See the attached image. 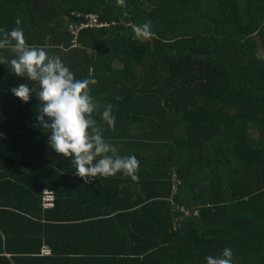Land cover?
<instances>
[{"label":"trees","instance_id":"trees-1","mask_svg":"<svg viewBox=\"0 0 264 264\" xmlns=\"http://www.w3.org/2000/svg\"><path fill=\"white\" fill-rule=\"evenodd\" d=\"M14 28L96 80L93 118L139 161V208L93 220L102 256L91 264H206L224 248L233 264H264V0H0V39ZM13 46L0 48L1 83L16 76ZM15 98L0 108V264H72L51 257L62 249L36 215L46 189L36 160L58 153L37 113L16 110L39 104L35 94Z\"/></svg>","mask_w":264,"mask_h":264},{"label":"clouds","instance_id":"clouds-1","mask_svg":"<svg viewBox=\"0 0 264 264\" xmlns=\"http://www.w3.org/2000/svg\"><path fill=\"white\" fill-rule=\"evenodd\" d=\"M118 3H123V0H118ZM143 30L146 36L149 35V25H143ZM9 43H13L15 52V58L9 61L11 73L38 85V91L23 83L10 91L21 102H28L33 93L38 98L34 126L47 130L48 147L69 158L75 174L85 183L117 172L133 180L138 179L139 161L132 155H118L93 118L96 105L89 94V85L95 84L96 80L77 79L59 56L49 55L41 47L28 46L20 28L12 29L0 39V48ZM112 108L109 103L101 113V120L108 128L115 125ZM206 264H233L232 250L224 248L218 256L206 257Z\"/></svg>","mask_w":264,"mask_h":264},{"label":"crops","instance_id":"crops-1","mask_svg":"<svg viewBox=\"0 0 264 264\" xmlns=\"http://www.w3.org/2000/svg\"><path fill=\"white\" fill-rule=\"evenodd\" d=\"M0 57L3 58V62L0 63L1 77V72L7 69V64H3L6 60L1 52ZM16 77L17 75H12L13 79L0 82V108H13L18 101L11 93L10 88L26 83L19 82ZM21 104L23 103L21 102ZM22 108L37 113L39 104L20 107L16 110ZM145 135L149 144V132L146 131ZM125 142L129 143V141L121 140L116 141L113 146L118 151L128 150L129 146ZM48 157L49 159H45L44 163H42L44 158L36 160V164H43V167L40 165V168L44 169V174L41 176L45 182L43 188L54 192L56 205L53 209L42 208L44 210L37 211L36 208V215L41 216V224L47 229L45 230L47 238L51 242H57L62 249V252L51 253V257L62 258L72 264H91L92 260L102 256L95 255L94 242L99 239L94 234L93 220L99 219L111 224V220H115L118 214L139 208L132 204L138 197V179L133 180L129 176L117 172L113 176L92 178L88 183H85L83 178L75 174L74 166L69 158L63 157L62 154L60 156L59 154L57 156L49 155ZM138 158L140 159V157ZM136 175L139 178L138 170ZM128 194L131 197H128ZM121 195L122 197H120ZM19 246L20 244H15L13 249ZM35 261L37 260L30 259L29 263L38 264Z\"/></svg>","mask_w":264,"mask_h":264},{"label":"built area","instance_id":"built-area-1","mask_svg":"<svg viewBox=\"0 0 264 264\" xmlns=\"http://www.w3.org/2000/svg\"><path fill=\"white\" fill-rule=\"evenodd\" d=\"M91 20H92V22H94L96 20L95 16L92 15L91 16ZM178 183H179V181L176 178H174V183H173V188H172V193L173 194L177 191ZM41 197H42V207L43 208H51L54 205L55 195H54V192L52 190L47 189V188L46 189H43L42 194H41ZM181 210L186 215H189L190 214L189 210H187L184 207H181ZM194 215H197V211L196 210L194 211ZM42 253L43 254H49L50 253V250L47 249V248H44L42 250Z\"/></svg>","mask_w":264,"mask_h":264}]
</instances>
